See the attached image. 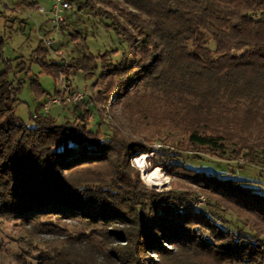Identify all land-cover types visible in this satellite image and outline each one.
Here are the masks:
<instances>
[{
  "label": "trees",
  "instance_id": "16d2710c",
  "mask_svg": "<svg viewBox=\"0 0 264 264\" xmlns=\"http://www.w3.org/2000/svg\"><path fill=\"white\" fill-rule=\"evenodd\" d=\"M105 1L117 9L120 1L125 4L120 9L124 21L112 16L114 30L128 46L138 43L137 61L114 64L107 53L90 52L58 62L48 58L41 39L31 62L56 80L73 70L92 75L100 69L103 83L90 95L91 103L105 102L113 90L127 96L139 84L173 93L179 104L171 108L188 125V147L222 154L232 144V159L243 151L251 159L258 154L264 146V0ZM3 42L0 222L55 231L59 225L45 218H77L84 228L73 239L112 254L113 264H264V192L259 187L174 164L206 191L211 205L236 213L250 229L243 233L220 224L215 212L195 207L190 192L148 189L129 160L136 151H150L148 144L117 127L108 138L88 129L92 113L84 100L72 103L71 119L58 122L36 112L26 122L16 106L23 83L19 75H29L31 66L21 56L6 58ZM123 72L127 75L116 80ZM32 86L46 93L37 79ZM82 168L84 180L68 177ZM152 250L158 259L148 256ZM46 252L39 264H100L57 247Z\"/></svg>",
  "mask_w": 264,
  "mask_h": 264
},
{
  "label": "rangeland",
  "instance_id": "374dc122",
  "mask_svg": "<svg viewBox=\"0 0 264 264\" xmlns=\"http://www.w3.org/2000/svg\"><path fill=\"white\" fill-rule=\"evenodd\" d=\"M52 3V0H0V45L3 39V54L12 60L21 56L31 66L29 75H19L23 83L18 94L20 100L16 106L17 115L29 123L32 121V114L36 112L54 117L58 122L73 118L74 101H67L66 92L62 91L63 86L68 83L71 95L85 93L82 100L89 104L92 113L87 123L88 129H99L103 138H108L112 135L113 127H117L124 135L148 144L150 151H136L129 157L131 165L139 170L140 178L148 189L158 192H190L195 207L209 213L215 212L214 215L220 217L218 222L225 227L238 231L242 228L243 233H250V229L242 225L236 213L225 212L211 205L212 200L206 191L195 185L186 174L176 170L174 164H181L195 171L228 176L259 187L264 192V146L258 148V154L256 152L252 159L245 157L244 151L239 157L232 159V144L222 154L188 147V125L182 120L179 111L171 108L179 104L178 96L173 93L165 94L159 89L142 84L133 86L127 96H118V92L113 90L103 103L88 102L90 95L95 94L103 83L100 69L92 75L83 70H73L56 80L39 63L31 62V53L41 39L44 42L48 39L51 41L48 58L54 61L70 63L74 57L91 52L94 55L107 53L114 64H120L125 58L134 63L140 57L138 43L128 46L116 33L113 25L112 16H119L124 21L120 9L125 4L120 1L117 9L105 0H72V11L60 25H56L49 12L43 13L38 9L39 5H43L50 10ZM210 46L214 48L213 43ZM124 75L127 74L123 72L118 75L116 80ZM33 79H37L46 93L39 94L36 91V87L32 86ZM58 90L60 94L56 93ZM57 97L61 101L53 103V99ZM45 103L49 109L43 106ZM141 111H145L147 115ZM157 168L169 179L162 188L147 181V176ZM84 175L85 169L82 168L69 173L68 177L80 181L84 180ZM49 219L57 223L59 228L47 231L33 223L22 225L11 220L0 222V264H39L42 253L56 247L88 256L100 264L114 263L112 254L109 255L85 241L77 242L73 239L72 236H76L84 228L79 219L56 215L45 218V221ZM165 245L172 247L169 243ZM148 256L159 258L154 250Z\"/></svg>",
  "mask_w": 264,
  "mask_h": 264
},
{
  "label": "built area",
  "instance_id": "2783aa9c",
  "mask_svg": "<svg viewBox=\"0 0 264 264\" xmlns=\"http://www.w3.org/2000/svg\"><path fill=\"white\" fill-rule=\"evenodd\" d=\"M52 1L53 3H52L50 10L46 9V7L43 5H39L38 9L40 12H43V13L49 12L51 14L52 22L55 23L56 25H60L65 20L67 14L70 11H72V8H73L72 1L71 0H52ZM44 43L47 47L51 46V41L48 39ZM67 85L68 83H66V85L63 86V89H62L63 93L66 92L67 101L72 99L74 102H76V101L84 99L85 93L77 92L71 95V93L69 92L70 88L67 87ZM60 101L61 99L59 97L53 99V103H58ZM45 107L46 109H49V106L48 107L45 106ZM262 171H264V162L262 164Z\"/></svg>",
  "mask_w": 264,
  "mask_h": 264
},
{
  "label": "bare ground",
  "instance_id": "6f19581e",
  "mask_svg": "<svg viewBox=\"0 0 264 264\" xmlns=\"http://www.w3.org/2000/svg\"><path fill=\"white\" fill-rule=\"evenodd\" d=\"M147 181L151 184V185H155L159 188H162L164 186H166V184L169 182V179H167L162 173L160 169H156L154 170L152 173H150L147 176Z\"/></svg>",
  "mask_w": 264,
  "mask_h": 264
}]
</instances>
